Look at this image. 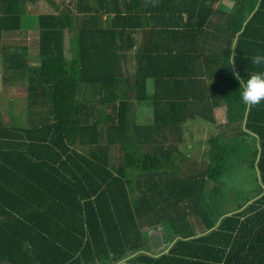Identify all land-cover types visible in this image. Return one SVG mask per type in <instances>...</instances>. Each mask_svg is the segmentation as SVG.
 <instances>
[{
	"label": "trees",
	"instance_id": "1",
	"mask_svg": "<svg viewBox=\"0 0 264 264\" xmlns=\"http://www.w3.org/2000/svg\"><path fill=\"white\" fill-rule=\"evenodd\" d=\"M110 1L119 2L98 0L97 9L78 0L76 12L52 15L36 67L0 51L2 85L27 92L21 124L0 111V264H264V102L244 105L233 76L264 70L251 63L264 50V0L219 12L196 0L178 11L187 21L150 29L134 21L176 11V0L140 17ZM12 20L19 28L8 9L0 23ZM138 30L145 43L127 75ZM143 105L148 121L132 120ZM219 110L226 122L202 159L182 157L188 124H217ZM244 135L254 137L252 157ZM245 161L252 197L222 214L211 184ZM157 227L168 244L155 252Z\"/></svg>",
	"mask_w": 264,
	"mask_h": 264
},
{
	"label": "crops",
	"instance_id": "2",
	"mask_svg": "<svg viewBox=\"0 0 264 264\" xmlns=\"http://www.w3.org/2000/svg\"><path fill=\"white\" fill-rule=\"evenodd\" d=\"M117 1H110L108 7L110 9L116 10L121 8L123 10V15L128 17L130 14H127L125 10H132L133 16H138L141 14L142 10L148 11L150 9H155L156 6L158 9H165L167 7V1L163 0L158 1V3L154 1H146L143 3L141 0H118ZM199 3H206L209 2L213 7L215 12H219L220 10H230L234 7L235 0H198ZM87 3H80L79 7L85 8L86 6H91L93 8L100 9V3L98 0H87ZM196 0H176L174 3H170L172 9H177L176 11L162 12L157 13L155 16L152 14L147 13L143 14L141 21H134L135 23H147L148 29L156 27V26H164L168 22L174 23H182V20L187 21L188 14L185 12L179 13V10L183 8L191 9L192 6L195 4ZM78 5V0H0V18L4 17L5 12L9 9L11 16H20V27L17 28V22L12 20L11 25L12 27L6 28V25L0 23V51L6 52H19L24 53L27 56L28 65L32 67H36L39 65V51H40V33L42 30L47 29L50 27V18L52 15H57L60 11H67L73 10L76 12ZM83 14H81L82 16ZM217 14L214 15L213 19H219ZM109 17H115V13H112L111 16L104 15L103 21L106 24L108 22ZM6 28V29H5ZM75 34V33H74ZM136 38V47L134 50L129 54L128 61L126 65L131 63L133 67H137L136 61V51L139 49L144 43V32L143 30H138L137 32H133ZM72 37L73 34L69 31H65V50L68 54L72 48ZM19 83H24L26 80L18 79L16 80ZM2 85V57L0 56V95L3 96L7 104L1 108L2 115L10 116V119L15 120L16 123L21 124L24 120L23 115L25 114L26 107L23 109H18L16 107V103H14L15 97L19 91L18 88H22L24 90V97L27 98L26 89L22 86L17 87H4ZM7 88V89H6ZM8 90L7 95H3L5 91ZM151 93L154 91L153 89L150 90ZM11 103L12 105H10ZM145 106V105H143ZM144 109H148L147 107H141ZM9 109L8 114L6 115V111ZM150 109V108H149ZM149 114L152 113L151 109L149 110ZM219 113H223V110H219L216 112L218 116ZM195 123H203L206 122L199 120L198 122H192L188 124V128L190 129L191 124ZM208 124V123H206ZM195 132H202L200 129L195 130ZM195 132L192 134L187 135V142L190 139H194ZM195 141L202 147L205 143L203 139H198L195 137ZM192 145H190V148Z\"/></svg>",
	"mask_w": 264,
	"mask_h": 264
},
{
	"label": "rangeland",
	"instance_id": "3",
	"mask_svg": "<svg viewBox=\"0 0 264 264\" xmlns=\"http://www.w3.org/2000/svg\"><path fill=\"white\" fill-rule=\"evenodd\" d=\"M67 52V51H66ZM68 57L70 56L67 54ZM125 72L127 75L134 74L135 72V67L129 63L128 65L125 66ZM8 88V87H7ZM6 88V89H7ZM4 89V87H3ZM19 93L17 94V97L14 99V103H16V107L18 109H23L26 105V99L24 97V90L22 88L17 89ZM8 90L5 91L3 95H7ZM7 102L3 98L2 95H0V109L5 106ZM11 104V103H9ZM143 107H146L143 106ZM136 108V107H135ZM133 109L132 113V120L137 121V122H143V120L148 121L149 117V109L144 110L143 117L139 119L136 116V109ZM1 111V110H0ZM9 109L6 111V115L8 114ZM223 113H219L217 117L218 123L217 124H203V123H195L191 124L189 132L187 135L192 134L195 132V130L200 129L202 132H195V137L198 139H203V141H207L209 137L214 136L221 131V127L224 126V123L226 122V117L223 116ZM10 116H5L4 119L6 120V123H9ZM136 118V120H135ZM11 120V119H10ZM194 139L188 140V142L185 145L181 146V150L183 151L182 157L186 156H192L195 158V160H201L202 159V153L204 149L206 148V144L203 143L202 145L205 144V146H200ZM247 145L249 144L250 147V152H249V157L252 155L254 152V137L248 135H244ZM187 138V136H186ZM192 145L191 148H188V146ZM248 150H244V155L240 157L241 162L243 160H248ZM252 157V156H251ZM237 161V160H235ZM248 161H245L239 166H235L232 168L229 172H227L226 175L223 176V178L219 181L213 182L211 184V187L213 188L214 186H218L220 189L219 197H218V203H219V212L224 214L226 210H232L236 208L238 204H241L245 202L248 198L252 197L253 194V189L256 187V182H255V172L250 169L248 166L249 164L247 163ZM225 205L227 208H225ZM163 236V230L161 227H157L156 229H152L149 231V243L148 247L150 245V249L152 251H159L164 249L167 246V241L162 239L161 237ZM161 238V239H160Z\"/></svg>",
	"mask_w": 264,
	"mask_h": 264
},
{
	"label": "clouds",
	"instance_id": "4",
	"mask_svg": "<svg viewBox=\"0 0 264 264\" xmlns=\"http://www.w3.org/2000/svg\"><path fill=\"white\" fill-rule=\"evenodd\" d=\"M234 62V55L230 59V68ZM253 65H264V50L258 51L251 57ZM239 82V98L244 105L251 106L264 102V70L249 72L247 78H241L233 72Z\"/></svg>",
	"mask_w": 264,
	"mask_h": 264
}]
</instances>
